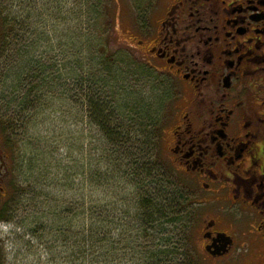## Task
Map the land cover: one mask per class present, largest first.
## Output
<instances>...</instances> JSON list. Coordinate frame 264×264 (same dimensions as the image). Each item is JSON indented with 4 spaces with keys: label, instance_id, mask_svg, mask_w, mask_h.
<instances>
[{
    "label": "rangeland",
    "instance_id": "1",
    "mask_svg": "<svg viewBox=\"0 0 264 264\" xmlns=\"http://www.w3.org/2000/svg\"><path fill=\"white\" fill-rule=\"evenodd\" d=\"M100 1L106 3V25L98 35L93 19L98 24L100 18L91 16V4L87 0H0V20L4 21L3 27L11 26L8 39L0 45V51L3 47L0 88L16 100L15 94L19 93L15 89L20 88L21 79H25L27 91L30 84L37 85L30 92L32 104H27L30 113L26 109L22 112L17 105L12 108L11 116L17 120L10 128L13 134L8 132L11 144L5 143L0 136L12 181L17 172L21 183L30 185L25 165H29L30 158L40 164L39 159L29 158L28 154L38 149L44 160V177L41 185L31 183L32 189L54 192L57 186L66 188L68 176L70 180L76 179L75 188H78L76 194L71 189V194L78 196L83 191L85 208L100 216L99 223L108 226L107 230L117 228L115 232L122 234V242L131 240L137 248L135 252L129 251L122 243V264H152L149 260L156 254L155 246L166 244L167 238L186 254H176L170 263L163 264L192 261L198 264H264V241L257 240L259 233L252 235V229L244 230L246 219L236 223L244 234L239 236L242 242L232 254L220 259L208 256L204 250V226L206 221L217 216L215 208L223 209L222 202L216 199L212 201L216 203L210 204L213 207L197 206L194 202L201 193L184 192L180 188L179 185L189 181V176L177 167L168 151L171 130L175 127V124L171 127L173 120H169L172 118L166 116L158 134L148 125L151 119L160 117L162 105L169 109L173 98L167 75L147 68L138 54V48L141 50L138 43L140 18L147 14L154 0ZM64 4L68 12L62 15ZM110 8L113 21L109 22ZM19 20L22 23L19 24ZM20 55L25 64L22 72L17 61ZM13 63L10 75L8 66ZM111 67L120 69L119 78H114L117 73ZM39 97L41 100L36 101ZM111 100L119 105V111L110 108ZM129 105L135 107V113H145L146 117L140 120L134 113L130 114ZM0 117L4 116L0 114ZM82 159L89 166L87 173L92 172L94 176L92 173L84 178L73 175V166ZM11 183L10 188L13 187ZM175 195L183 196L184 200L186 197L195 199L180 205L178 212L170 215L163 226H156L154 230L142 228L140 211L136 207L150 200L162 212L172 214L175 211L168 208L165 196ZM11 196L8 194L6 201ZM75 196L73 201L78 198ZM22 197L19 195L18 199ZM27 203V199L15 203L13 220H9L12 226L7 225L9 221L0 223L3 252L0 264H55L56 251L50 254V245L41 231L34 235L30 230L31 220L24 210ZM114 204H117L116 211L106 209L107 205L113 207ZM111 212H114L115 221L109 218ZM88 221L90 217L77 220L81 228ZM220 222L219 228L234 232L230 222L222 223L221 219Z\"/></svg>",
    "mask_w": 264,
    "mask_h": 264
},
{
    "label": "flooded vegetation",
    "instance_id": "2",
    "mask_svg": "<svg viewBox=\"0 0 264 264\" xmlns=\"http://www.w3.org/2000/svg\"><path fill=\"white\" fill-rule=\"evenodd\" d=\"M138 31L143 64L171 82L168 151L189 176L183 191L201 193L197 206L222 202L205 223L204 250L232 254L241 219L264 241V0H154ZM2 153L0 208L12 181Z\"/></svg>",
    "mask_w": 264,
    "mask_h": 264
},
{
    "label": "trees",
    "instance_id": "3",
    "mask_svg": "<svg viewBox=\"0 0 264 264\" xmlns=\"http://www.w3.org/2000/svg\"><path fill=\"white\" fill-rule=\"evenodd\" d=\"M62 1V0H61ZM88 4L90 5V13L91 16L94 14V18L98 17L100 18V22L96 24V20L93 19V25L95 27L96 33L98 35H101L103 33L104 26L106 25V15H104V10L106 9V3L104 1L100 0H87ZM66 6H62V15H65L67 12H65ZM112 8L109 9V19L108 21H113V13ZM5 21L8 20L7 17H4ZM22 23L19 20V24ZM25 23V22H24ZM4 21L3 19L0 20V45L5 44L6 40L8 39V34L10 31V25H5L3 27ZM107 29L110 27L107 25ZM21 27H25L21 26ZM97 37V36H95ZM94 37V38H95ZM3 50V47L1 48V51ZM0 51V52H1ZM19 60V68L21 69V72L25 66V64L22 63L23 55H20L17 58V61ZM99 63H104L102 61H99ZM94 64H97V61L94 60ZM100 66V65H99ZM14 67V63L10 66H8L9 74L12 75V70ZM18 69V68H17ZM106 69V67H105ZM108 69V68H107ZM106 69V70H107ZM112 71L116 72L117 74L114 76L115 79L119 78L120 76V69L116 70L112 68ZM26 70V68H25ZM109 70V69H108ZM107 70V71H108ZM110 71V70H109ZM20 72V71H19ZM20 72V73H21ZM99 84V83H98ZM25 79H21L20 81V88H16L15 90L19 93L18 95L15 94L16 100L11 97L10 94H8L5 91H2L0 88V114L4 117H0V119H3V121H0V136L4 138L5 143L8 142L11 144V138L9 136V130L11 131V127L14 124V122L17 120L12 118V108L14 105H17L22 112L26 109L29 113L31 112L29 108L27 107V104H32L30 99V92L35 90L37 85L35 83L30 84L29 90H25ZM40 97L36 101H40ZM87 103V101H84ZM110 108H113L116 111H119V105L112 100L109 102ZM26 105V106H25ZM130 106V114L134 113V115H137L141 118H145V113L140 112L142 115H139L133 111L135 107L132 105ZM108 111V110H107ZM160 112V117L151 119V121L148 122V125L152 127V130L158 134V132L161 129V125H164L163 122L166 120V106L162 105ZM21 112V113H22ZM128 113V112H127ZM158 113V112H157ZM122 114V113H121ZM129 114V113H128ZM150 117V116H149ZM19 118V116H18ZM128 118V116H127ZM134 130V128H132ZM12 132V131H11ZM13 134V132H12ZM29 158L35 157L36 159L40 160V164L36 163L35 161L32 162L31 158L28 162L29 165H25L28 168V181L30 185L24 186L21 183L19 173L14 172L15 178L13 179L11 185L13 187H9V190L7 192V199L8 194L12 196L8 201H5L3 203V206L0 208V221H12L14 211H15V203H21V200H26L28 203L26 204L24 210L28 217H30L31 220V227L30 230L34 235H36V232L41 231L42 235L44 236V240L47 242V244L50 245L49 250L50 254H53L56 251V256H53V261L55 264H122V243L125 249L129 251H136V247H133L132 241H123L122 242V234L115 232L117 228H114L112 230H107L108 226L103 225L101 222L97 220L100 218L97 214L93 215V213L90 210H87L85 208L86 198L85 195L82 194V192L78 193V196L72 195L70 190L72 189L73 192L76 194L75 186H77L75 180L76 179H69V176L65 178V181L67 182L65 184L66 188L62 189L60 186H57L55 188V191L48 192L45 189L42 190H36L32 189L33 184L41 185L43 182V159L41 158V152L38 149H33L29 153ZM34 160V159H33ZM140 163V160L137 159ZM27 163V162H26ZM88 164L85 162L84 159L78 161V163H75L73 166V175L76 177H82L84 178L88 171ZM147 171H145L146 173ZM66 174V173H65ZM67 175H69L67 173ZM27 176V175H26ZM91 176H94V173H92ZM21 177V176H20ZM31 179V181L29 180ZM155 181L158 182L157 179ZM161 182H164L161 180ZM33 183V184H31ZM75 184V185H74ZM180 188H182L181 185H179ZM63 187V186H62ZM81 189V188H80ZM158 191V190H157ZM161 196L162 194L158 192ZM151 194V193H150ZM23 196L22 199H18V196ZM78 197L76 201H73L72 198ZM166 202L169 204V207L172 212V214H167L166 212H162L156 203L151 202L150 200L146 203H144L141 207H136L140 211L139 219L141 220L142 228L144 227H151L152 230L156 226L161 227L164 224H166L169 219L170 215H174L178 212V208L180 205L184 204L185 201H187V197L183 198L181 195H175V197H166ZM6 199V200H7ZM184 201V202H183ZM117 204H114L113 207H110L107 205V210L111 209V211H116ZM146 210H153L151 212H146ZM11 214V215H10ZM114 212L109 213L108 215L111 221H115V217L113 216ZM90 222L88 221V226L82 225L77 222L80 218H89ZM9 221V223H11ZM146 229V228H145ZM119 236V237H116ZM42 239V237H40ZM155 253L154 255H151L150 262L152 264H160V263H170L176 254H183L186 253L182 250H178L175 248L174 243L167 238L166 244L161 243L158 246H155ZM170 251V252H168ZM182 251V252H181ZM177 256V255H176ZM188 264H198L197 261L189 262Z\"/></svg>",
    "mask_w": 264,
    "mask_h": 264
}]
</instances>
